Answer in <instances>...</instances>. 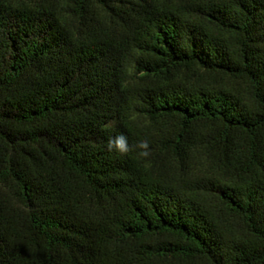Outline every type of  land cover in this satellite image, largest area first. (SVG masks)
<instances>
[{
  "label": "trees",
  "instance_id": "trees-1",
  "mask_svg": "<svg viewBox=\"0 0 264 264\" xmlns=\"http://www.w3.org/2000/svg\"><path fill=\"white\" fill-rule=\"evenodd\" d=\"M0 264H264V0H0Z\"/></svg>",
  "mask_w": 264,
  "mask_h": 264
},
{
  "label": "clouds",
  "instance_id": "clouds-1",
  "mask_svg": "<svg viewBox=\"0 0 264 264\" xmlns=\"http://www.w3.org/2000/svg\"><path fill=\"white\" fill-rule=\"evenodd\" d=\"M105 147L109 152L115 151L120 155H126L133 149L124 133H117L114 136L108 137ZM134 148L139 158L147 160L150 157L151 151L147 142L139 141Z\"/></svg>",
  "mask_w": 264,
  "mask_h": 264
}]
</instances>
